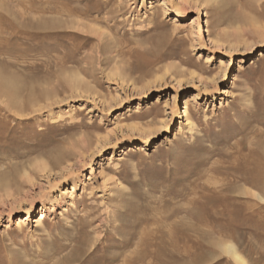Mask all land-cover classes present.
Wrapping results in <instances>:
<instances>
[{"label":"rangeland","instance_id":"1","mask_svg":"<svg viewBox=\"0 0 264 264\" xmlns=\"http://www.w3.org/2000/svg\"><path fill=\"white\" fill-rule=\"evenodd\" d=\"M205 3L0 0V264H264V0Z\"/></svg>","mask_w":264,"mask_h":264},{"label":"bare ground","instance_id":"2","mask_svg":"<svg viewBox=\"0 0 264 264\" xmlns=\"http://www.w3.org/2000/svg\"><path fill=\"white\" fill-rule=\"evenodd\" d=\"M211 0H178L180 7H183L185 4H190L192 3H198L200 4L201 2L205 3V2H209ZM206 4V3H205ZM156 6V4H154L151 7ZM176 14L178 15H182L179 13V11H176ZM3 76L0 75V96L4 97V101L7 104L8 107L10 108H14L15 112L17 115L20 116H24L27 115L28 113L25 112V108H24V103H32V101L34 102L33 104V108L31 109V111H39V108H35L38 100L37 99H33L31 97H28L27 99L24 100V97L21 96V94L19 93V89L20 87H22V85H17L15 83H13L12 81H8V80H4L2 78ZM17 83V82H16ZM24 89V88H23ZM24 94V92H23ZM27 100V102H25ZM6 106V107H7ZM15 106H18L17 108ZM26 106V104H25ZM29 106V105H28ZM39 107V106H38ZM29 108V107H27ZM26 108V109H27ZM31 108V107H30ZM27 114H25V113ZM28 116V115H27ZM18 119V118H17ZM35 119V118H34ZM3 134V133H2ZM4 145V144H3ZM7 146V145H6ZM244 169H242V172H247V168L243 167ZM264 170V148L260 153V156H258V158L256 159V161L254 162V170L250 169V172L247 176L248 179V183H253L254 181L258 180L259 175L261 174L260 171ZM223 249H225L226 252L230 253L237 261H239L240 263H243L244 261L242 260L241 256L237 253V251L235 250L234 246L232 244H224L223 245Z\"/></svg>","mask_w":264,"mask_h":264}]
</instances>
